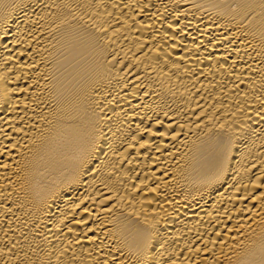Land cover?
<instances>
[{"label":"bare ground","instance_id":"obj_1","mask_svg":"<svg viewBox=\"0 0 264 264\" xmlns=\"http://www.w3.org/2000/svg\"><path fill=\"white\" fill-rule=\"evenodd\" d=\"M0 264H264V0H0Z\"/></svg>","mask_w":264,"mask_h":264}]
</instances>
